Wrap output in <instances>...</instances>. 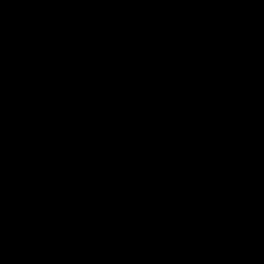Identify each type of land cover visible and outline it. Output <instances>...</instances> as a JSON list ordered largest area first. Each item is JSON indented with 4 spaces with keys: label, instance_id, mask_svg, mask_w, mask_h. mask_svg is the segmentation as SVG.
Here are the masks:
<instances>
[{
    "label": "water",
    "instance_id": "1",
    "mask_svg": "<svg viewBox=\"0 0 264 264\" xmlns=\"http://www.w3.org/2000/svg\"><path fill=\"white\" fill-rule=\"evenodd\" d=\"M0 264H264V0H0Z\"/></svg>",
    "mask_w": 264,
    "mask_h": 264
}]
</instances>
